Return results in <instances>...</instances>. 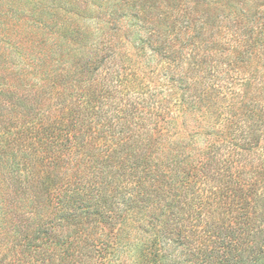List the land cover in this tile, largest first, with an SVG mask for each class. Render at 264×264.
<instances>
[{
	"label": "trees",
	"instance_id": "1",
	"mask_svg": "<svg viewBox=\"0 0 264 264\" xmlns=\"http://www.w3.org/2000/svg\"><path fill=\"white\" fill-rule=\"evenodd\" d=\"M106 6L95 33L33 13L29 63L0 55V264H125L131 222L129 264H264V0Z\"/></svg>",
	"mask_w": 264,
	"mask_h": 264
},
{
	"label": "rangeland",
	"instance_id": "2",
	"mask_svg": "<svg viewBox=\"0 0 264 264\" xmlns=\"http://www.w3.org/2000/svg\"><path fill=\"white\" fill-rule=\"evenodd\" d=\"M97 2L94 3L92 0H0V55L14 62H19L24 57L26 64H28L33 52L31 43L36 42L42 33V30L32 24V14L42 13L43 10H49L52 7L66 8L69 5L74 10H86V13L82 12L78 15L57 13L56 18L71 26H80L82 30L88 27L93 33L99 28L103 30L105 18L95 21L91 17L97 14V10L103 11L109 4V0H98ZM99 4H101L100 7ZM250 12L252 14L253 11ZM98 21L103 22V25ZM252 64L251 68L255 66V63ZM27 70L30 73L35 72L32 66L26 67ZM258 75L263 76L264 73H258ZM257 85H253L256 90L259 88ZM204 228L205 222H202L193 229L196 232L187 230L186 234L190 235L193 240L191 247H198L199 241H203L205 238H207L208 243L210 242L209 237H206ZM150 233V231L145 232V229L139 228L138 222H131L126 226L124 230L125 240L130 245L123 247L120 252V258L125 261V264L132 262V258L135 257L139 260L142 259L143 255L140 254V249L137 250L135 247L150 238ZM167 246L164 249L166 258L158 260V264H208L207 261L201 262L197 255H194L196 254L194 251H190L189 248H185L178 242H167ZM150 251L147 250V252ZM144 263L147 264L142 260L141 264Z\"/></svg>",
	"mask_w": 264,
	"mask_h": 264
}]
</instances>
